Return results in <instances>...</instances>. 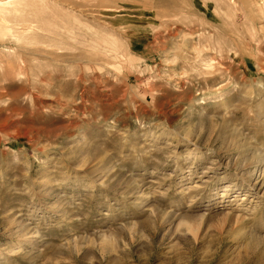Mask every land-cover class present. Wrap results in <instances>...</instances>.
Here are the masks:
<instances>
[{"label": "rangeland", "instance_id": "obj_1", "mask_svg": "<svg viewBox=\"0 0 264 264\" xmlns=\"http://www.w3.org/2000/svg\"><path fill=\"white\" fill-rule=\"evenodd\" d=\"M0 4V264H264V0Z\"/></svg>", "mask_w": 264, "mask_h": 264}, {"label": "bare ground", "instance_id": "obj_2", "mask_svg": "<svg viewBox=\"0 0 264 264\" xmlns=\"http://www.w3.org/2000/svg\"><path fill=\"white\" fill-rule=\"evenodd\" d=\"M12 1H13V0H12ZM3 3H4V2H2V4H3ZM7 3L9 4V2H8V1H7ZM7 3H6V4H7ZM0 5H1V4H0Z\"/></svg>", "mask_w": 264, "mask_h": 264}]
</instances>
